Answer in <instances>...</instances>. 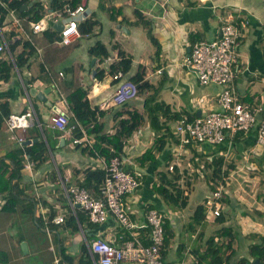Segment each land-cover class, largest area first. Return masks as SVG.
<instances>
[{
	"label": "crops",
	"instance_id": "obj_1",
	"mask_svg": "<svg viewBox=\"0 0 264 264\" xmlns=\"http://www.w3.org/2000/svg\"><path fill=\"white\" fill-rule=\"evenodd\" d=\"M40 2L45 9L43 15L52 10L49 6L50 0H47V4L43 0H40ZM81 3L86 5L88 10H90V17L97 23L95 12L88 5V0H82ZM98 4L101 5L100 1ZM125 5L132 8V14L134 15V18L130 19L132 22L142 21L141 19L147 21L150 34L156 44L154 56L152 55L150 58L152 62L149 66L150 68L147 65V68H145L141 62L138 65L141 64L145 77L154 83L157 88V97L162 98L158 100L169 104L171 114L176 113L174 118H171L173 116L171 114L160 117V121L164 124L157 134L150 128V134L154 133L153 137L167 134L165 145L161 150L156 152L155 160L145 166L140 165L138 158L143 151L151 146L154 138H151L150 134L145 135L138 128L126 139L119 156L123 169L132 172L139 171L141 173V184L138 189L126 195V204L131 217L139 225L136 231L140 234L142 240V236L144 235L148 238V232L142 229L146 227L144 226L146 224L145 211L151 203L163 214L164 221L167 220L163 213L161 199L158 197L159 193L153 189L158 171L163 170L170 176L174 174V169L176 168L178 170L177 173L180 175L178 179L179 185L181 187H190L193 174L188 172L187 167H179L175 158L179 154L183 159H187V166L193 165L195 177L199 173H203L204 169L211 170L212 173L217 164L220 166L222 173L214 181L218 178L225 181V191L222 200L218 202L220 214L226 216L222 223H229L232 228H236L237 238L234 246L237 250L245 249L250 252V247L260 242L264 236V144L260 145L256 142V126L246 132L239 130L234 133H226V137L221 143L201 141L192 142L185 146L178 145V136L174 132V126L181 115L196 117L219 108L221 85L213 82L201 84L195 72L185 67L182 62L195 41L199 39L211 40L219 37L220 25L226 20L228 13H233L234 15L241 13L247 16L248 19V22L241 29L238 43V71L234 83V93L241 102L259 103L264 106V96L262 97L263 99H254L255 93L251 94L249 92V84L255 75H262L261 79L264 81V11L262 10L264 0L262 2L261 0H105L103 8L105 7L109 11L111 17L115 16L123 20L124 15L121 13V8ZM26 8L27 4L23 9ZM8 15L5 18V22L8 21ZM19 18L26 34L22 33L16 36L15 39H12L11 42L19 41L12 52L10 50L0 55L2 59H9L13 62L9 78L7 80L0 79V102L8 103L10 113H22L26 111L34 113V119L31 120L30 125L23 131L26 146L41 137L47 139V142L48 140L50 143L57 141L64 146L68 142L70 143V147L75 148L77 152L72 153V155L69 153L61 154L58 157V180H53L49 174V171L52 169L50 166L44 168L37 167L34 164L32 173L25 169L21 170L18 179L19 185L23 187L28 197L33 196V199L36 200L37 198L34 197L36 196V190L40 193V197L37 199V202L35 201L32 212H25L20 203H17L13 210L3 209L1 206L5 202V198L4 194L0 192V214L2 212L0 223H5L7 220V225L2 227L0 231H4L5 228L8 229L12 223H15L16 218L13 219L12 217L24 216V220L19 218L21 220V231L18 230L19 232H17L19 238L15 236L12 240L13 242L11 241L12 244L2 243L0 240V264H45L46 259L49 257H51L53 263L54 254L59 255L60 264H66L63 258L64 253L74 256L75 261H79L81 256L80 244L83 241L86 243L84 230L80 227L79 232H70L68 229H60L57 223H52L48 226L42 223L40 230L50 231V242L46 247L45 245L43 246L46 252L37 248L34 249L35 245L33 243L37 240L35 233L38 232L35 225L36 216H45L51 207L56 209L57 213L55 215L66 213L69 209V204L64 191V185L74 184L72 180L73 168H103L102 160L106 158L103 155L93 156L87 149L77 147L76 144L72 143L69 135H66L62 130L49 126V118L55 106L57 109L68 114V103L62 91L68 79L74 80V78H77V82L88 87L87 96L89 101L99 109H102L100 108V103L108 100L113 93L116 81L111 78L110 72L104 73L101 79L96 76L92 77L91 71L93 69H86L82 65L78 66L76 74L68 76L66 72L68 68H56L55 65L60 58L61 51L65 49L63 47L70 44L62 45L46 40L42 31H31L29 21L26 23L24 17ZM56 22L49 20L48 27L55 28ZM13 34L14 31L12 30L5 32V36L8 39H11V35ZM148 36L150 37L149 34ZM76 40L78 38L72 43ZM26 41L34 44L36 50L28 57L27 63L18 67L14 63V60L23 49ZM117 44L118 42L114 43L112 48H116ZM240 47L245 50L242 54ZM117 50L115 51V57L109 56L107 66L118 60ZM124 51L129 55L125 49ZM179 55H181L180 58ZM37 57H40V63L43 64V67L39 65L40 71L46 73L43 76L34 73L32 61ZM98 58L95 57L94 63H91L92 66L99 60ZM131 58L133 61L136 60L132 56ZM94 69L97 71L100 68L96 66ZM86 70L89 71L88 74L85 73ZM59 72H62V75H59ZM127 75L129 73H124L125 77ZM153 79L155 82L152 81ZM29 85H35L39 89H50L49 93L46 94V100L42 101L37 97H30L27 93V86ZM51 93L57 94L59 99L52 101L49 97ZM135 100H142L140 109L136 107ZM47 104H49L52 110L49 115H44L42 111L45 106H48ZM131 105L134 106L133 109L143 111V96L137 95L120 103V106L116 108L115 105L103 109L100 120L104 122V130L107 133L113 132L117 123L113 115L122 111L118 118L125 117L127 115L125 111L130 110ZM146 121L150 126L147 119L143 124ZM42 127H46L45 131ZM16 132L22 133V130L17 129ZM58 132L60 134H57ZM169 132L175 135V138H170L168 136ZM61 137L64 138L63 143L60 141ZM18 146L19 144L10 137V132L4 122L0 128V157L7 155L11 149ZM7 161L9 160L7 159ZM46 163H49V159ZM171 163L174 164L173 170H169L168 168V165ZM228 164L232 166L228 174L223 178V171L227 168ZM237 167L239 169L243 168V171L240 173L239 179L235 181V189H231L230 183L232 180L230 177ZM82 176V172L77 174L78 178ZM186 177L190 181L189 186L185 185ZM205 179L207 190L203 195V202L211 195L215 183L210 175L206 176ZM183 190L188 195L189 190L184 188ZM62 198L63 201L60 200ZM231 202L238 205L234 214L231 211L227 212L225 210L226 204ZM133 203L136 204L137 208L133 209L131 207ZM173 221L175 222V220ZM203 221H213L211 224L219 223L217 216L209 213L206 214V210L201 222ZM231 221L233 225H231ZM182 225H184L182 228L185 229L186 224ZM188 226L190 230L196 232L192 226L190 227V224ZM216 229H214V233ZM85 231L91 235V238L100 235L109 241L115 242L118 241L122 228L116 219L108 217L106 221L99 223L96 228ZM52 232L56 233L54 237ZM198 232V238H202L203 232ZM215 240H217V237H215ZM22 243L26 245L25 251L22 249ZM51 246L54 247V250H51ZM184 247V244L179 240L169 242L163 255L164 259L167 262H181L182 264H206V261L202 260L201 257L199 258L200 254L195 249H189V252H192L189 260H183V258L177 259L176 253ZM251 257L252 255L247 258ZM259 261L262 264L261 260ZM82 264L87 263L83 262Z\"/></svg>",
	"mask_w": 264,
	"mask_h": 264
},
{
	"label": "built area",
	"instance_id": "obj_2",
	"mask_svg": "<svg viewBox=\"0 0 264 264\" xmlns=\"http://www.w3.org/2000/svg\"><path fill=\"white\" fill-rule=\"evenodd\" d=\"M7 15L9 18L5 22ZM89 16L90 10L85 4L79 3L73 8H67L65 14L61 10H51L38 20H30L29 23L34 32H40L48 28L49 20L60 21L61 28L56 29L59 37L56 42L69 45L76 38L87 35V33H82L78 26ZM5 18L0 22V55L10 51L9 43L12 39L22 33L26 34L20 18L14 14L13 10H8ZM247 22V16L241 13L236 15L228 13L226 20L220 25L218 38L195 41L190 51L184 56L183 65L195 72L201 84L213 82L221 85L222 88L219 94L218 109L196 117L182 115L176 121L174 132L178 136L179 146L201 141L221 143L226 133L239 130L246 132L254 126H256V142L264 144V106L259 103L241 102L234 93L238 71V43L241 29ZM11 30L14 34L11 35V39H8L5 32ZM59 75H62V72H59ZM111 78L116 81V87L108 100L100 103L102 109L113 107L137 96L136 84L126 78L122 71L111 74ZM258 114L261 115L260 119L257 117ZM33 119L32 111L11 112L4 119L10 137L23 149L22 167L30 173L35 163L24 149L23 131ZM68 120V114L55 106L48 124L69 135L73 144L92 147L93 135L87 133L85 128L78 124L81 134L74 136ZM38 124L40 125L39 122ZM17 129H21L22 133H17ZM102 162L105 173L99 196H94L86 188L76 184L64 185L68 204L73 213L76 207H81L87 211L89 220L94 223L103 222L112 216L123 229L118 236V241L115 242L100 235L89 241L86 240L93 264H182L181 262H167L161 253L164 239V217L157 208L152 207L145 212L146 224L144 226L149 227L148 242L145 243L136 231L139 225L131 217L126 204V195L139 186L140 172L123 169L118 156L111 157L109 160L103 159ZM168 168L173 170L174 164H169ZM214 182V189L205 200L206 214L219 216L221 211L218 202L224 194L225 181L218 178ZM36 191L35 198L38 199L40 193ZM63 217V213H59L52 218V221L59 223L63 221ZM51 249L54 250V247L51 246ZM53 261L55 264H60L59 255L55 254Z\"/></svg>",
	"mask_w": 264,
	"mask_h": 264
},
{
	"label": "trees",
	"instance_id": "obj_3",
	"mask_svg": "<svg viewBox=\"0 0 264 264\" xmlns=\"http://www.w3.org/2000/svg\"><path fill=\"white\" fill-rule=\"evenodd\" d=\"M81 2L82 0H50L49 6L50 8H52V10H61L65 14L67 8H73ZM23 4H27L26 9H20ZM8 10H13L19 17H24L26 23L30 20H38L45 12V9L40 0H0V22L5 18ZM141 20L143 25H148L147 21L143 19ZM95 23L96 21L89 16L86 20L80 22L78 27L82 33L89 34L92 31ZM30 29L32 31V28ZM42 33L46 40L54 43L59 38L58 31L51 26L42 31ZM148 34L152 38L150 30ZM17 43H19V41L9 43V49L11 50V52L14 50ZM35 50L36 48L34 44H32L30 41H26L23 49L15 57L14 63L18 67L23 65L24 63H27L28 57L33 54ZM88 52L91 56L98 57L100 55L108 54V48L103 42L97 40L88 48ZM117 55L119 57L118 60L108 65L109 72L111 74H114L118 71L129 73L130 67L133 63V59L131 58V56L127 55L123 49H118ZM12 66L13 62H11V60L4 58L2 59L0 57V79L7 80L9 78ZM40 66L43 67V64L40 63ZM103 74V69H97L95 76L101 79ZM126 78L136 84L138 88L137 95L143 96L144 110L139 111L135 108L132 110H126L125 112L128 116L120 118L118 117L122 111L120 113L114 114L113 116H115L114 119L117 123L114 127V131L111 133H107L104 130V122L100 120L103 109H99L97 106H94L90 103L87 96L88 87L77 82V78H74V80L68 79L64 89L62 90L64 93V97L66 98V101L68 103V125L72 127V134L74 136L81 134L80 128L78 126V124H80L85 128L87 133L93 135L94 137L92 147L88 145L76 146L82 147V149H87L88 152L93 156L103 155L107 160L114 156L119 157L123 150V145L126 139L137 128H139L146 119L150 123V128L157 134L164 124L160 121V117L171 114L169 104L165 103L162 100H158L159 98L157 97V88L155 87L154 83L150 82L145 77V72L142 70L141 64L137 66V69L134 73H129ZM9 113L10 109L8 103L0 102V128L3 126L4 119ZM171 115H173L171 116V118H174V116H176V113H172ZM42 129H44L45 131L44 127H42ZM57 134L60 133L58 132ZM166 135L160 134L154 137L151 146L143 151V153L138 158L141 166H145L146 164L151 163L156 159V152L161 150L165 145V137H167ZM168 136H170V138H175V135H172L171 132H169ZM49 147L50 141L48 140L47 142V139L40 137L34 140L30 145H25L24 149L34 160L35 166L44 167L45 163L48 160ZM7 159L9 161H7ZM22 163L23 149H21L20 146L11 149L7 153V155L0 157V192L4 194L5 198V202L1 207L5 210H13L17 203H20L25 212H32L36 200L33 199V196L28 197L26 191L19 185L20 182L18 179L20 177L21 170L23 169ZM217 165L211 173V178L213 181L220 176V173H222L220 166ZM231 166V164L227 165V168L223 171V178L228 174ZM174 170V174H171L170 176H168L169 174L167 172H164L163 170L158 171L157 180L153 184V189L159 193V195L165 202L185 207L188 202V195L184 193L183 187H181L178 183V179L180 177V175L177 173L178 170L176 168ZM79 172L83 173V176L81 178L77 177V174ZM104 173L105 170L102 167H88L83 169L73 168L72 180L74 184L86 188L94 196H99ZM49 174L52 176L53 180L59 179V175L55 170L51 169ZM186 178L187 180L185 181V185L189 186L190 181L188 177ZM138 179L141 184V173L138 176ZM60 200L63 201V198ZM221 200L222 197L220 201ZM152 207H154V205L152 203L149 204V206L146 208V211ZM205 210V204H198L191 214L192 220L195 223L201 222L204 217ZM56 213V209L51 207L48 214L46 213L45 216L37 215L35 220L36 228H41L40 226L42 223L47 226L54 223L52 221V218ZM63 215V221L57 223L59 224L61 229L64 228L68 229L70 232H79V229L81 227L84 230L85 238L88 241L91 239V235L87 234L85 230L94 229L99 223H101H94L90 221L87 211L81 207H76L75 213H73L69 207L68 211H66V213H64ZM225 218L226 216L224 214H220L219 216H217V221L219 223H222ZM191 226L192 225H190V227ZM163 229L164 239L161 247L162 255H164V252L169 244L170 237L172 236V232L168 226L167 220L163 222ZM142 230L149 232V227L146 226ZM215 233V235H211V237L206 240L207 247L205 251L199 255V258L201 257L202 260L206 261V264H251L254 258L261 260L262 264H264V236L261 238L260 242L250 247V253L252 255L251 258L241 257L236 261L234 258L238 250L234 246L236 241L234 229L230 225L222 226L216 229ZM142 237L145 243L148 242V238L146 237V235ZM215 237H217V240H215ZM80 250L81 256L79 261H75L74 256L64 253V262L66 264H82L83 262L87 264H93L91 255H89L88 252L87 244L84 241L80 244Z\"/></svg>",
	"mask_w": 264,
	"mask_h": 264
},
{
	"label": "rangeland",
	"instance_id": "obj_4",
	"mask_svg": "<svg viewBox=\"0 0 264 264\" xmlns=\"http://www.w3.org/2000/svg\"><path fill=\"white\" fill-rule=\"evenodd\" d=\"M47 4V0H43ZM100 1L101 5L98 4ZM104 1L105 0H88V5L90 8L95 12V18L97 19V23L93 26L92 31L87 34V35H82L81 37L78 38L74 43L70 44L69 46H64V50L61 51L60 53V58L56 63V68H68L67 69V75L71 76L73 74L77 73L78 66L82 65L86 69H94L96 66H99L100 69H103V73L107 74L109 72V68L107 66V60L110 57H115V51L117 49H125L129 55L132 57L136 58V60L133 61L129 73H134L137 69V65L139 62H141L145 68L146 65L148 68L152 64L151 62V56H154L155 50H156V44L154 43V39L150 38L148 36V32L150 28L148 26H145L142 24L141 21L138 22H132L130 19L134 18V15L132 14V8L130 6H123L121 8V13L124 15V19H118L117 17H111L109 14V11L103 6H104ZM109 1V0H107ZM263 0H261L262 2ZM46 7V6H45ZM264 11V7L262 8ZM97 40L103 42L107 48H108V54L106 55H100L98 56L99 60L95 62V64L92 66L91 61L92 57L88 53V47L93 45ZM118 44L115 46L116 48H112V45L114 43ZM58 45V44H57ZM61 46V45H59ZM240 52L241 54L244 53V49L240 47ZM154 51V52H153ZM242 56V55H241ZM181 55H179V58ZM41 59L40 57L35 58L32 61V66L34 68V73L39 74L41 76L45 75V72L40 71L39 65H40ZM262 75H255L251 79V83L249 84V92L251 94L255 95L253 96L254 99H263L262 97L264 96V81L261 79ZM155 82V80H152ZM50 99L52 101H55L56 99H59V96L57 94L51 93L49 95ZM260 97V98H259ZM140 98V97H139ZM162 99L161 97H159ZM142 99V97H141ZM136 107L139 109L141 108L142 100H135L134 101ZM45 106L43 108V113L44 115H49L51 113V107ZM119 105H116V107H119ZM134 106L131 105V109H133ZM143 108V107H142ZM126 115L125 117H127ZM182 116V115H181ZM169 124L171 125V122L169 121ZM46 128V127H45ZM138 130H141L142 133L145 135L150 134V126L148 122L142 124ZM137 130V131H138ZM151 138H154V133L150 134ZM71 139V138H70ZM263 145V144H260ZM50 148V149H49ZM48 148V159L49 163H45L44 168H47L50 166L53 170L56 171L58 174V167L57 163L58 157L61 154L69 153L72 155V153H76L77 150L73 147H70V143H66V145H61L60 142L58 143L57 141H53L50 143V147ZM73 158V156H72ZM176 162H178L179 167L188 168V172L193 174L192 181L190 187L184 186V189H188V204L185 207H181L180 205H174L165 202L160 195L158 197L161 199V205L163 208V213L165 218L168 221V226L172 232V236L170 237L169 242H175L176 240L181 241L184 244V248L180 249L176 255L177 259L183 258V260H189V258L192 256V252H189V249L193 250H198L199 254H202L205 249H206V240L211 237V235L215 234L214 229L221 227L223 225H230L229 223H213L209 221H203L201 223H195L192 218L191 214L192 211L195 209V207L203 203L205 204V200L203 202V195L206 193L207 190V184H206V176H211V170H206L202 171L203 173H199L197 177L194 176V167L192 166H187L186 161L187 159H183V157H180V155H176ZM74 160V158H73ZM49 164V165H48ZM48 165V166H47ZM239 167V166H238ZM237 169L232 172V175L230 179L232 180L231 184V189H235V181L236 179H239L240 173L243 171L242 169ZM50 173V171H49ZM59 175V174H58ZM138 189V188H136ZM136 189L134 191H136ZM34 191V190H33ZM131 207L133 209L137 208L136 204H132ZM226 211H231L233 214L235 213L238 205L235 203L231 202L229 204H226ZM2 214V212H1ZM0 214V215H1ZM15 219V223L11 224L8 229H4V231H0V240L2 243H9L12 244V240L14 239L15 236L19 238V235L17 232L21 231V218L24 220V216L22 217H12ZM175 220V222L173 221ZM230 220V219H229ZM182 224H186L185 229L182 228ZM192 225L193 228L196 230L192 231L189 229L188 225ZM7 225V220L5 223H0V229L2 227H5ZM231 225H233V222L231 221ZM19 228V229H18ZM61 229V227H60ZM234 232L236 235V231L234 228ZM19 230V231H18ZM201 231L203 232V237L198 238V234ZM198 232V233H197ZM37 240L33 244L35 245L34 249H40L41 251H45V247L49 244L51 234L50 231L46 232L45 230L41 231L40 228L38 229V232L35 233ZM55 232H52V235L54 237ZM196 234V235H195ZM237 238V235H236ZM12 241V242H11ZM17 247V246H16ZM43 247V248H42ZM185 248H187L185 250ZM18 249V247H17ZM170 249V248H169ZM19 250V249H18ZM21 250V249H20ZM22 252V251H21ZM251 253L246 251L245 249H240L237 251L235 260H238L240 257H250ZM45 264H55L54 262L52 263L51 257L46 259ZM205 264V263H201Z\"/></svg>",
	"mask_w": 264,
	"mask_h": 264
},
{
	"label": "water",
	"instance_id": "obj_5",
	"mask_svg": "<svg viewBox=\"0 0 264 264\" xmlns=\"http://www.w3.org/2000/svg\"><path fill=\"white\" fill-rule=\"evenodd\" d=\"M24 7H26V4H23V5L20 7V9H23ZM54 26H55L56 29H60V28H61V23H60V21H57V22L55 23ZM94 61H95V57H92V61H91V63L93 64ZM88 72H89V71H87V70L85 71V73H87V74H88ZM95 73H96V70L93 69V70L91 71V76H92V77H95ZM49 90H50V89H39V88H38L37 86H35V85H29V86H27V93H28V95H29L30 97H37V98L41 99L42 101H45V100H46V94L49 93ZM257 117L260 119V118H261V115L258 114ZM60 141H61V143H63L64 138L61 137V138H60ZM25 246H26L25 243H22V249H23V251H25ZM251 264H260V261L256 258V259H254V260L252 261Z\"/></svg>",
	"mask_w": 264,
	"mask_h": 264
}]
</instances>
